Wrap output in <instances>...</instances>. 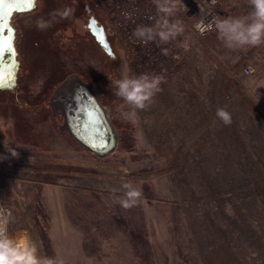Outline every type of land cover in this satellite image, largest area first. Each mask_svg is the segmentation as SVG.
Instances as JSON below:
<instances>
[{
	"label": "rangeland",
	"instance_id": "obj_1",
	"mask_svg": "<svg viewBox=\"0 0 264 264\" xmlns=\"http://www.w3.org/2000/svg\"><path fill=\"white\" fill-rule=\"evenodd\" d=\"M65 6L75 8L71 18L36 29L37 18ZM221 7V17L251 11L248 0ZM92 18L104 30L110 25L97 0H36L14 16L18 81L0 89V143L10 156L0 162V200L14 218L9 234H28L41 255L64 264H264V98L249 92L244 72L264 65V45L227 49L215 29L194 32L182 10L185 33L169 42L179 58L154 103L132 120L112 81L139 75L137 63L118 35L106 34L109 54ZM73 73L110 109L119 144L107 157L58 129L62 114L53 115L49 99ZM232 82L240 83L238 95ZM218 107L231 113L230 126L216 117ZM126 181L143 189L129 209L113 202ZM176 246L189 248L188 257H173Z\"/></svg>",
	"mask_w": 264,
	"mask_h": 264
},
{
	"label": "clouds",
	"instance_id": "obj_2",
	"mask_svg": "<svg viewBox=\"0 0 264 264\" xmlns=\"http://www.w3.org/2000/svg\"><path fill=\"white\" fill-rule=\"evenodd\" d=\"M156 13L149 16L151 25H137L132 37L142 44L156 42L157 46L166 45L184 35L185 27L178 18L186 6L182 0H152ZM251 11L244 16L214 17L210 22L200 21L196 28L203 35L205 31L217 32V38L230 50L243 49L264 45V0H248ZM75 8L65 6L54 9L48 14V19L39 17L35 21L38 31H46L54 23L69 19L74 15ZM126 19H131V13H123ZM163 55H169L168 48H161ZM246 72L255 71L249 67ZM166 77L162 73H142L140 75H124L112 81L114 95L121 98L128 106L125 114L128 118L136 120L138 111L146 110L154 103V98L163 89L162 83ZM216 117L225 125L232 124V115L225 107H218ZM116 192L121 194L116 195ZM143 195V189L126 181L121 189L114 190L113 202L124 209L136 205ZM10 209L0 203V264H64V261L55 257L41 255L39 245L28 235H11L8 226L13 222Z\"/></svg>",
	"mask_w": 264,
	"mask_h": 264
},
{
	"label": "water",
	"instance_id": "obj_3",
	"mask_svg": "<svg viewBox=\"0 0 264 264\" xmlns=\"http://www.w3.org/2000/svg\"><path fill=\"white\" fill-rule=\"evenodd\" d=\"M4 7L5 9L9 7L25 9L24 11H13V13L32 10L26 9V5L22 3ZM93 20V18L90 19V24ZM95 28L103 32L98 34ZM91 31L102 46L111 53V45L103 27L95 23ZM3 71L7 74V62H5ZM49 103L54 116H57L58 112L62 114V120L57 123L61 132L67 133L79 145L97 157L104 158L114 153L119 144V132L111 120L110 109L101 102L94 87L79 74L73 73L62 80L54 88ZM85 110L88 112L95 110L94 114L98 115L99 119L95 123H90L92 117L86 116ZM102 142H106L105 147H100ZM93 144L97 147H92Z\"/></svg>",
	"mask_w": 264,
	"mask_h": 264
},
{
	"label": "built area",
	"instance_id": "obj_4",
	"mask_svg": "<svg viewBox=\"0 0 264 264\" xmlns=\"http://www.w3.org/2000/svg\"><path fill=\"white\" fill-rule=\"evenodd\" d=\"M224 1L226 0H182L183 5L186 6L183 12L192 18L194 32L204 36L214 30L213 28L212 30L205 31L202 35L196 28V25L200 21L208 23L214 17H221V5ZM97 3L107 14L108 22L110 23L105 29V33L118 35L123 39L130 51V56L137 63L139 75L142 73L160 74L162 70L164 75L168 73L169 66L179 58L180 52L177 48L171 43L159 47L156 42L142 44L132 37V32L137 25H151L152 21L148 17L156 13L152 0H97ZM126 12L131 13V19L125 18L123 13ZM161 48H168L169 55H163ZM249 67L255 70L252 65H246L244 67L245 74H254L256 70L253 72L245 71ZM1 172H3L2 167H0ZM0 203L3 202L0 200ZM3 204L6 208L10 209L7 204Z\"/></svg>",
	"mask_w": 264,
	"mask_h": 264
},
{
	"label": "snow or ice",
	"instance_id": "obj_5",
	"mask_svg": "<svg viewBox=\"0 0 264 264\" xmlns=\"http://www.w3.org/2000/svg\"><path fill=\"white\" fill-rule=\"evenodd\" d=\"M24 4L26 9H33L36 0H0V89H10L15 86L16 76L19 71L18 53L15 48V29L10 24V18L13 11H24L25 9H13L11 7L5 9V5ZM95 20L91 22L90 27L94 26ZM103 30H101V33ZM109 54H111L109 52ZM5 62L8 63L7 74L3 71ZM93 112L85 110V115L92 117L90 123H95L99 117ZM97 147L96 144L91 145ZM106 142H102L100 147H105Z\"/></svg>",
	"mask_w": 264,
	"mask_h": 264
},
{
	"label": "crops",
	"instance_id": "obj_6",
	"mask_svg": "<svg viewBox=\"0 0 264 264\" xmlns=\"http://www.w3.org/2000/svg\"><path fill=\"white\" fill-rule=\"evenodd\" d=\"M248 90L250 93L255 94H262L264 98V65H261L259 67H256V72L253 75L248 76ZM255 84V86H253ZM232 88L237 90V95L240 91V83L239 82H232ZM263 89V92H257L258 90ZM257 90V91H256ZM9 134V133H8ZM4 143H0V162L7 159V157H10L6 155L7 149H4L3 146Z\"/></svg>",
	"mask_w": 264,
	"mask_h": 264
},
{
	"label": "trees",
	"instance_id": "obj_7",
	"mask_svg": "<svg viewBox=\"0 0 264 264\" xmlns=\"http://www.w3.org/2000/svg\"><path fill=\"white\" fill-rule=\"evenodd\" d=\"M178 239V237H177ZM128 241V240H127ZM129 242V241H128ZM90 243V242H89ZM88 244L85 242V244H83V247H87ZM131 254L132 256L134 257H139L140 258V255H139V251L140 249H136L134 247H131ZM188 253H189V248H187L186 246L185 247H182V246H176L174 247L172 250H171V254L173 257H188ZM158 260V259H157ZM156 260V261H157ZM133 264V263H132ZM137 264H152V262H146V261H142L140 260L139 262H137ZM155 264H158V263H155ZM159 264H167V260H162L161 262H159Z\"/></svg>",
	"mask_w": 264,
	"mask_h": 264
},
{
	"label": "flooded vegetation",
	"instance_id": "obj_8",
	"mask_svg": "<svg viewBox=\"0 0 264 264\" xmlns=\"http://www.w3.org/2000/svg\"><path fill=\"white\" fill-rule=\"evenodd\" d=\"M87 10L88 11H91V9L86 6ZM21 13H25V12H14L12 17H11V20H10V24L13 26V28L15 29V41H14V44H15V48H16V51L18 53V56H17V59L19 61V65H21V61L19 59V54H20V51H19V48L17 47V37H18V26H17V23L14 21V16L15 15H18V14H21ZM20 67V66H19ZM17 81H18V73H17V77H16V83L15 85L17 84Z\"/></svg>",
	"mask_w": 264,
	"mask_h": 264
},
{
	"label": "bare ground",
	"instance_id": "obj_9",
	"mask_svg": "<svg viewBox=\"0 0 264 264\" xmlns=\"http://www.w3.org/2000/svg\"><path fill=\"white\" fill-rule=\"evenodd\" d=\"M95 30H96V32H97L98 34H101V31H100L99 29H96V28H95Z\"/></svg>",
	"mask_w": 264,
	"mask_h": 264
}]
</instances>
